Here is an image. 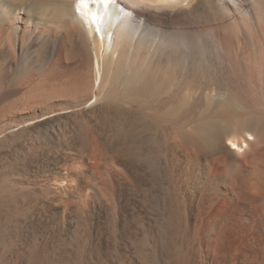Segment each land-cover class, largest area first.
I'll return each mask as SVG.
<instances>
[{"label":"bare ground","instance_id":"6f19581e","mask_svg":"<svg viewBox=\"0 0 264 264\" xmlns=\"http://www.w3.org/2000/svg\"><path fill=\"white\" fill-rule=\"evenodd\" d=\"M0 264H264V0H0Z\"/></svg>","mask_w":264,"mask_h":264}]
</instances>
